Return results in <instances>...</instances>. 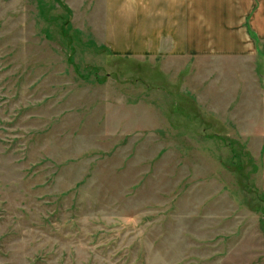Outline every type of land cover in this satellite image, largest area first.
<instances>
[{"label": "rangeland", "instance_id": "obj_1", "mask_svg": "<svg viewBox=\"0 0 264 264\" xmlns=\"http://www.w3.org/2000/svg\"><path fill=\"white\" fill-rule=\"evenodd\" d=\"M108 16L0 0V264H264V46L119 51Z\"/></svg>", "mask_w": 264, "mask_h": 264}, {"label": "crops", "instance_id": "obj_2", "mask_svg": "<svg viewBox=\"0 0 264 264\" xmlns=\"http://www.w3.org/2000/svg\"><path fill=\"white\" fill-rule=\"evenodd\" d=\"M104 4L109 15L107 41L119 51L144 54L156 49L203 56L216 48L223 55L251 57L264 46V0H104ZM127 44L135 49H125Z\"/></svg>", "mask_w": 264, "mask_h": 264}]
</instances>
